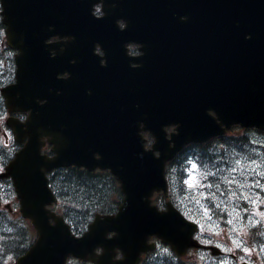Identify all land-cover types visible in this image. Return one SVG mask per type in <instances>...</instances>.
Instances as JSON below:
<instances>
[{"label": "water", "instance_id": "water-1", "mask_svg": "<svg viewBox=\"0 0 264 264\" xmlns=\"http://www.w3.org/2000/svg\"><path fill=\"white\" fill-rule=\"evenodd\" d=\"M82 1L73 0V9L56 10L63 21L67 18L70 21L72 14L73 25L79 33L85 31L89 22L79 11ZM189 1L196 9L195 14H192L193 6H187L185 14L194 16V20L188 24L179 22L165 37H156L157 45H150L147 58L150 62L145 61L143 72L153 73V79L143 83L144 90H138L133 98L130 94L109 97L103 110L105 125L101 124L98 131L108 136L101 140L85 132L72 116L52 122L50 101L39 108L23 105L25 101H34L38 95H23L25 79L21 78L20 67L28 56H40L36 60L40 63L49 54V47L36 41L33 46L22 42L19 45L14 27L9 29L16 40L12 44L21 51L17 59L19 79L3 93L10 111L32 108V112L25 123L30 139L4 175H12L22 212L32 218L40 235L37 244L18 264H64L69 253L87 256L97 245L94 241L92 247L87 248L88 241L95 238L99 216L80 239L71 235L61 219L56 218L55 225L49 223L50 215L45 206L53 198L45 172L71 164L85 165L90 170L110 168L122 183L127 196L121 213L105 221L111 223L107 230H116L118 235L122 231L116 224L125 222L126 251H131L141 238L151 234L162 237L179 254L198 245L192 240L195 226L171 203L166 212H159L150 205V196L155 189L167 192L165 163L186 143L205 141L237 123L264 128V0ZM8 2L3 0L2 13L4 21L10 24L13 14ZM24 16L29 18L33 14L25 12ZM59 22L53 19L52 24L56 26ZM29 33L34 34L35 30ZM180 38L184 40L175 48L169 39ZM211 110L217 117L210 114ZM10 124L18 132L22 131V124L16 120ZM168 125H176L170 138ZM61 127L65 130L59 129ZM56 128L60 135H55L51 141L57 155H42L41 137L50 135V130ZM142 130H149L156 137L151 149L145 148ZM156 151L160 152L159 156ZM97 152L99 158L95 155ZM130 239L134 240L132 244Z\"/></svg>", "mask_w": 264, "mask_h": 264}, {"label": "flooded vegetation", "instance_id": "flooded-vegetation-1", "mask_svg": "<svg viewBox=\"0 0 264 264\" xmlns=\"http://www.w3.org/2000/svg\"><path fill=\"white\" fill-rule=\"evenodd\" d=\"M50 5H54L52 1L49 2ZM143 2L141 0H93L89 5L92 6V11L95 16L100 17L106 14V10L109 11L110 16L107 21L104 22V28L107 31V34L101 36L100 40H88L86 41L82 50H76L78 57L81 60V65L78 67V71L83 74V77L79 79L78 88L83 91L87 86L93 88V90H99L102 85V80L100 78L101 67L106 63L107 59L111 62L118 63L121 61L127 62L130 58L132 77L136 79L137 77V57L141 54V46L143 40L141 39H131L129 37H137L133 34L121 33L126 24L127 18L132 22L133 27L137 29H142V26L138 24L139 15L146 9L149 15L154 14L155 12L164 10L163 6L168 5L170 11L181 18H186L185 6L186 0H149L147 2L148 8H142ZM68 5V4H67ZM68 7V6H67ZM9 27V26H8ZM7 26L4 27V32ZM8 29V28H7ZM154 29L153 18H148V23L145 27L147 32H152ZM63 31V30H62ZM66 36L69 37L67 43H64L58 47H53L51 53L56 55V58L60 60L61 65L59 76L68 77V73L62 74V69H68V60H73L74 51H65L64 54H61L63 50L69 48L73 44V33L72 31L66 30ZM39 37H45L49 43H56L63 41V39L55 36H46V30L40 32ZM92 41L94 42V47L92 46ZM172 42V41H171ZM172 44H174L172 42ZM124 47V48H123ZM123 48V50H122ZM113 68H119L117 65H113ZM53 68H58V64L54 63ZM68 71V70H66ZM72 71H75L72 69ZM70 73V72H69ZM55 84L51 88L53 96L56 98L54 108L55 110L64 111L67 110L70 104L65 103V90L63 88H56L57 77L55 78ZM136 85V83H135ZM58 96H61L60 104L58 102ZM21 119L25 120L26 113H18ZM16 146V145H15ZM112 234H109L111 236ZM102 249H98V252H102ZM149 254H145L142 257L140 264H151ZM122 257L120 252H117L113 257V261ZM74 264H91L90 262H84L79 259H74Z\"/></svg>", "mask_w": 264, "mask_h": 264}, {"label": "rangeland", "instance_id": "rangeland-1", "mask_svg": "<svg viewBox=\"0 0 264 264\" xmlns=\"http://www.w3.org/2000/svg\"><path fill=\"white\" fill-rule=\"evenodd\" d=\"M1 117L2 116L0 115V145H3L8 143L4 134V130H2L1 127ZM238 128L239 127H234V131L231 134L242 136L245 133L250 140V143L245 144L241 151L238 149L236 155H228V163L222 170V175L224 180L229 182L228 184L236 186L235 189L243 192V198L247 197V200L257 205V198L255 195V190L258 186L257 184L261 182L260 185H264V133L255 129L243 131L239 130ZM186 173L187 178L185 183L187 188L183 192L184 196L180 195V199L183 200V202L189 204L191 208L199 210V215L203 214L207 216L205 218V234L213 235L216 238L218 236V238L222 241V244L232 247L233 250H236V244L232 243V241H244L245 239V229L242 224V211L238 208H232L229 211L230 219H233V222L229 223V226L227 227V231L231 234L230 240L225 236L226 229L221 231V226L218 225L214 219L208 217L210 212L208 210L206 211V207H204V203L208 196H204L203 198L198 197L200 191L202 190L206 193L211 187V184L209 182L202 181L203 171L195 159L187 168ZM213 194L217 195L218 192H213ZM13 200L15 199L13 198ZM259 213V211L255 212L256 215ZM16 218H19V216ZM31 230L32 229L30 228V235L32 233ZM221 243L219 245H221ZM244 246H246L245 243L242 245V247ZM199 254L190 253V255L187 257V260L193 259L194 261H197V259L203 258L202 260L206 261V264H221V262H223V264H241L240 259H236L234 257L215 258L213 256L210 257L205 253ZM243 254L245 258L253 261L254 258H257V256L261 254V251L258 248H253L251 253L244 252ZM238 255L241 258L242 253ZM161 257L162 258L159 260V263L162 261L163 264H175L178 261L175 255L171 253L168 248L165 249ZM253 264L260 263L256 262Z\"/></svg>", "mask_w": 264, "mask_h": 264}, {"label": "trees", "instance_id": "trees-1", "mask_svg": "<svg viewBox=\"0 0 264 264\" xmlns=\"http://www.w3.org/2000/svg\"><path fill=\"white\" fill-rule=\"evenodd\" d=\"M1 25V22H0ZM214 159L215 157L209 156ZM77 173L72 177L60 178L57 181V191L61 198L77 208L76 216H79L83 224L90 211H101L109 202L111 185L102 179L92 177L91 174ZM63 179V180H62ZM105 185V186H104ZM72 214L74 215L73 211ZM5 219L0 218V264H8V261L24 250L26 235L23 228H6ZM252 232H254L252 230ZM255 236L261 237V232Z\"/></svg>", "mask_w": 264, "mask_h": 264}, {"label": "snow or ice", "instance_id": "snow-or-ice-1", "mask_svg": "<svg viewBox=\"0 0 264 264\" xmlns=\"http://www.w3.org/2000/svg\"><path fill=\"white\" fill-rule=\"evenodd\" d=\"M245 199H247V197H245ZM206 211H207V209H206ZM262 215H264V213H262ZM229 223H231V221H229ZM257 223H259V222H257ZM232 243L236 244V248L237 249H241L242 245L244 244V241L243 240L232 241ZM226 250H229L230 251V249H226ZM242 250L244 252H246V253H251L252 252V249L250 247H247V246H244L242 248ZM221 264H223V262H221Z\"/></svg>", "mask_w": 264, "mask_h": 264}]
</instances>
